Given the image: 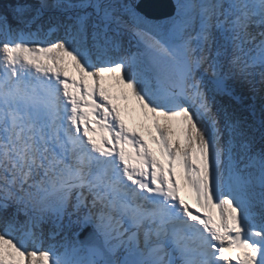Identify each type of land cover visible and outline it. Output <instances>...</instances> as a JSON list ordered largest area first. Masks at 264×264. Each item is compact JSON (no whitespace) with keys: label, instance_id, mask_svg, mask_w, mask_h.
Segmentation results:
<instances>
[{"label":"snow or ice","instance_id":"obj_1","mask_svg":"<svg viewBox=\"0 0 264 264\" xmlns=\"http://www.w3.org/2000/svg\"><path fill=\"white\" fill-rule=\"evenodd\" d=\"M162 3L0 10V264H264V0Z\"/></svg>","mask_w":264,"mask_h":264},{"label":"water","instance_id":"obj_2","mask_svg":"<svg viewBox=\"0 0 264 264\" xmlns=\"http://www.w3.org/2000/svg\"><path fill=\"white\" fill-rule=\"evenodd\" d=\"M173 9V0H163V3L158 6V8L152 12V15L156 17H161L165 13L172 11Z\"/></svg>","mask_w":264,"mask_h":264},{"label":"trees","instance_id":"obj_3","mask_svg":"<svg viewBox=\"0 0 264 264\" xmlns=\"http://www.w3.org/2000/svg\"><path fill=\"white\" fill-rule=\"evenodd\" d=\"M15 0H0V10L6 9L9 5L13 4Z\"/></svg>","mask_w":264,"mask_h":264},{"label":"bare ground","instance_id":"obj_4","mask_svg":"<svg viewBox=\"0 0 264 264\" xmlns=\"http://www.w3.org/2000/svg\"><path fill=\"white\" fill-rule=\"evenodd\" d=\"M136 117H138L137 114L126 115V116H125L126 123H127L128 125H131L132 122H134V119H136ZM137 119H138V118H137ZM140 130H141V129H140L139 126H138V131H140Z\"/></svg>","mask_w":264,"mask_h":264}]
</instances>
